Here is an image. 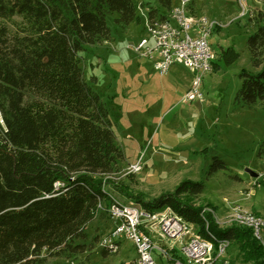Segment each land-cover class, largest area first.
I'll return each instance as SVG.
<instances>
[{"label":"trees","instance_id":"16d2710c","mask_svg":"<svg viewBox=\"0 0 264 264\" xmlns=\"http://www.w3.org/2000/svg\"><path fill=\"white\" fill-rule=\"evenodd\" d=\"M159 2L168 12L173 7V0ZM149 7L148 19L159 15ZM114 13L120 26L137 16L133 0H0V264H46L94 251L99 235L90 236L88 226L107 212V187L147 209L171 205L201 236L234 241L246 260L264 261L250 227L219 226L211 212L201 217L204 207L193 199L202 181H182L152 200L127 191L108 107L86 82L79 56L110 38ZM247 43L258 71L241 72L236 101L251 107L264 103L263 23ZM227 53V63L239 57L232 47ZM220 168L225 162L214 157L211 172Z\"/></svg>","mask_w":264,"mask_h":264},{"label":"rangeland","instance_id":"374dc122","mask_svg":"<svg viewBox=\"0 0 264 264\" xmlns=\"http://www.w3.org/2000/svg\"><path fill=\"white\" fill-rule=\"evenodd\" d=\"M177 1L173 0V5ZM193 2V13L220 23L208 37L215 57L211 70L202 78L203 103L178 102L180 94L185 93L182 84L194 77L189 68L175 63L162 75L152 59L141 56L133 47L148 37L149 4L158 9V16L168 12L159 0H133L137 16L127 25L117 24L115 13L108 16L110 38L88 45L79 53L84 78L108 107L112 128L125 155L121 179L129 185L125 186L129 193L152 200L173 191L182 181H202L204 189L193 203L211 209L219 226L236 223L231 205L264 219V157L259 155L264 148V103L258 101L249 107L236 101L241 72L258 71L247 42L258 23L264 24V17L259 15L264 13V0ZM231 47L239 57L227 63ZM214 157L222 159L226 168L211 172ZM134 162L141 164L139 171H130ZM247 169L258 175H251ZM129 174L134 175L135 183H130ZM107 189L120 200H135L111 187ZM112 227L108 212H100L89 224L88 232L100 238ZM119 243L120 249L114 253L104 255L97 241L91 253H80L72 260L49 259L46 264H128L136 260L133 240L122 236ZM153 256L157 264H169L159 248ZM216 264L264 261L246 260L231 241Z\"/></svg>","mask_w":264,"mask_h":264},{"label":"built area","instance_id":"2783aa9c","mask_svg":"<svg viewBox=\"0 0 264 264\" xmlns=\"http://www.w3.org/2000/svg\"><path fill=\"white\" fill-rule=\"evenodd\" d=\"M192 2L178 0L166 17L148 19V37H143L133 46L141 56L152 59L162 75L175 63H181L193 72L194 77L180 97V103L203 100L200 90L202 78L211 70V60L215 57L208 37L220 25L215 19L193 13ZM129 167L130 171L136 172L142 166L136 162ZM110 196L105 210L113 220V227L100 236L98 243L101 249L114 253L120 249V237L133 240L138 257L128 264H157L153 256L157 248L167 256L169 264H216L231 243L228 239L201 236L196 225L187 221L171 205L147 209L140 203L126 202L113 194ZM99 207L104 209L101 204ZM211 211L204 208L200 215L205 218L206 213ZM231 215L234 222L250 227L264 245L263 217L239 205H231Z\"/></svg>","mask_w":264,"mask_h":264},{"label":"crops","instance_id":"0c3cea01","mask_svg":"<svg viewBox=\"0 0 264 264\" xmlns=\"http://www.w3.org/2000/svg\"><path fill=\"white\" fill-rule=\"evenodd\" d=\"M191 9H192V11L194 12V9H195V6H194V2H192V4H191ZM171 79H172V81H170L171 83L173 82H175L174 80H173V77H171ZM190 80V79H189ZM190 84H191V80L189 81V83H187V84H182V89L183 90H186V88H188L189 86H190ZM180 96H182L181 94H180ZM180 100V99H179ZM179 100H178V102H179ZM195 102V101H194ZM198 104H201V103H203V100L202 101H196ZM191 103H193V102H191ZM135 163V162H134ZM133 164V163H132Z\"/></svg>","mask_w":264,"mask_h":264},{"label":"water","instance_id":"95a60500","mask_svg":"<svg viewBox=\"0 0 264 264\" xmlns=\"http://www.w3.org/2000/svg\"><path fill=\"white\" fill-rule=\"evenodd\" d=\"M247 171H248L251 175H253V176H257V175H258L257 173H254V172L251 171V170H248V169H247Z\"/></svg>","mask_w":264,"mask_h":264}]
</instances>
